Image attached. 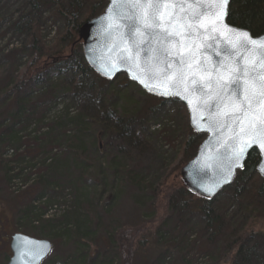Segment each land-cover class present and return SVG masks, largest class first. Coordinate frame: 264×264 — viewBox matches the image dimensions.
<instances>
[{
    "label": "trees",
    "instance_id": "trees-1",
    "mask_svg": "<svg viewBox=\"0 0 264 264\" xmlns=\"http://www.w3.org/2000/svg\"><path fill=\"white\" fill-rule=\"evenodd\" d=\"M106 4L24 0L31 19L27 46L11 50L0 64V179L9 190L16 180L32 183L24 192L4 193L15 204L22 200L15 229L50 242V255L55 243L64 242L68 264H264V179L256 173L258 153L249 152L244 169L211 202L190 195L177 170L156 178L164 169L162 158L142 162L141 155L152 152L149 124L170 100L138 91L149 101L140 109L136 94L129 93L134 84L123 75L111 82L96 75L77 40L81 25ZM44 13L61 24L48 46L40 26ZM227 23L253 37L264 34V0H230ZM24 57L29 63L19 75ZM61 100L68 106H60V114L49 120ZM69 107L76 112L70 114ZM200 137L187 126L180 168L195 155ZM12 144L23 151L7 158ZM125 196L135 210L127 225L118 212ZM53 206L62 212L48 214ZM151 251L155 257L149 263ZM56 262L54 257L45 264Z\"/></svg>",
    "mask_w": 264,
    "mask_h": 264
},
{
    "label": "water",
    "instance_id": "water-1",
    "mask_svg": "<svg viewBox=\"0 0 264 264\" xmlns=\"http://www.w3.org/2000/svg\"><path fill=\"white\" fill-rule=\"evenodd\" d=\"M111 5L112 0H107L104 10L78 29L77 40L81 44L83 59L88 68L104 80L111 82L123 75L147 95L161 100H176L184 106L190 130L194 134L203 136L193 158L179 171V178L187 192L195 198L211 202L223 189L233 183L237 172L244 169L246 158L252 150L259 155L256 173L264 179V175L261 174V169L264 168V149L257 145L251 146L242 157L243 167L236 166L233 159V145L235 144V149L239 150L241 143H247V136L252 134L249 122L258 127H264V123H261L264 119V99L257 97L259 105L253 109L255 114L242 116L243 124L225 119L223 115L224 112H227L228 116L239 115L231 111L235 105L234 97L226 98L217 107H208L216 100L214 90L218 82L227 83L228 74L225 69L235 67L237 60L241 67L254 69L251 75L257 76L256 84L264 83L262 79L264 78V57L256 51L238 48L235 42L240 38L239 33L229 35L227 29L223 27V24L229 25L227 16L230 3L227 6V15L223 18V24H218L216 30L205 31L204 28H199L202 35L192 32L191 36L187 37L181 33L184 38L177 37V39L183 47L169 45L173 52H179L186 58L183 66L184 78L181 82H177V77L174 75L175 64L167 67L156 58V53L152 49L146 53L131 51L130 37L125 28V24L130 23L127 19L130 15V5H120L116 11L109 12ZM168 7L171 8V6ZM203 7L216 9L214 4H205ZM183 8L189 12V15L193 11H198V8L193 5H183ZM174 10L177 13L181 11L179 7ZM104 17L107 18L102 19ZM211 27L208 25L209 29ZM239 30L250 34L247 30ZM132 36H135L138 41L141 39L135 32ZM250 36L253 37L251 34ZM259 37H264V34L254 38ZM248 47L254 48L250 42ZM222 48L227 51H221ZM169 60H173V57H169ZM208 81L212 82L211 85ZM241 83L243 84V81ZM173 84L185 99L176 95L159 94ZM197 87L202 88L203 91H195ZM249 91L258 93L259 88L250 86ZM242 128L244 132L241 131ZM240 136H245L244 141L239 140ZM51 249V243L46 240L15 233L10 238L11 256L6 264H41L50 255ZM36 250H43L42 254L35 256Z\"/></svg>",
    "mask_w": 264,
    "mask_h": 264
},
{
    "label": "snow or ice",
    "instance_id": "snow-or-ice-1",
    "mask_svg": "<svg viewBox=\"0 0 264 264\" xmlns=\"http://www.w3.org/2000/svg\"><path fill=\"white\" fill-rule=\"evenodd\" d=\"M229 3L230 0H112V5L108 11H116L120 5H130V15L127 17L130 23L125 24V28L130 37L131 51H144L146 53L149 49H152L156 53V58L167 67H172L173 63L175 64L174 75L177 77V82H181L184 78L183 66L186 63V58L179 52H173L169 48V45L183 47L177 37L184 38L191 36L192 32L202 35L199 28H204L205 31L216 30L218 24H223V18L227 15ZM205 4H214L216 5V9H205L203 7ZM183 5H193L198 8V11H193L189 15V12L183 8ZM168 6H171V8ZM177 7L181 9L179 13L174 10ZM117 15H119L118 12ZM197 24L199 27H195ZM208 25L212 26L211 29L208 28ZM223 27L227 29V34L229 35L239 33L240 38L235 42L238 48L256 51L264 57V37H251L249 33L232 28L227 24H223ZM133 32L141 37L139 41L135 36H132ZM181 33L184 34V37L181 36ZM249 42L254 48L248 47ZM154 44L155 47L153 48ZM221 51H227V49L222 48ZM229 55L232 54L229 53ZM169 57H173V60L170 61ZM129 58L131 59L132 57L130 56ZM225 71L228 74L227 83L218 82L217 88L214 90L216 100L208 105V107H217L226 98L234 97L235 105L231 108V111L239 115L228 116L227 112H224L223 115L225 119H231L233 122L239 121L240 124H243L244 120L241 117H247L250 114L254 115L253 109L258 107L259 99H264V83L256 84L257 76L251 75L254 69L241 67L239 60L235 62V67L226 68ZM241 81H243V84ZM141 82L143 83V81ZM208 83L211 85L212 82L208 81ZM250 86L258 87L259 92L249 91ZM195 91L201 92L203 89L197 87ZM159 94L165 96L176 95L180 96L181 99H185L184 96H181L175 84ZM225 106L227 107V105ZM249 123L252 134L247 136L248 142L241 143L239 150L235 149V144L233 145V159L238 167H243L242 157L251 146L257 145L264 149V127H258L254 123ZM261 123H264V119L261 120ZM241 131L244 132V129L242 128ZM244 139L245 136L239 137L241 142ZM261 174L264 175V168L261 169ZM42 251L36 250L34 251V255L39 256L42 254Z\"/></svg>",
    "mask_w": 264,
    "mask_h": 264
},
{
    "label": "rangeland",
    "instance_id": "rangeland-1",
    "mask_svg": "<svg viewBox=\"0 0 264 264\" xmlns=\"http://www.w3.org/2000/svg\"><path fill=\"white\" fill-rule=\"evenodd\" d=\"M107 1V0H106ZM28 8L24 6V0H0V64H2L5 60V55L11 50L20 51L27 46V28L29 23H31V19L28 18ZM33 17V16H32ZM34 19V18H32ZM19 22V25L15 27V23ZM42 35L44 36L43 42L47 45L49 43H53L56 38V34L59 31L61 24L59 22H54V20L49 16L48 13L42 14V22L40 24ZM23 30V32H21ZM48 46V45H47ZM28 58L24 57L23 60L20 61L19 67V75L24 72V68L28 65ZM129 82V81H128ZM131 83V82H129ZM134 84V83H132ZM144 93L136 84L131 87L129 90L130 94L135 96V101L140 106V109L148 107L149 101H146V93L145 96L140 95L138 92ZM158 99V98H157ZM176 100H170L169 103H164L162 106L158 107L157 117L158 119L154 123L149 124V134L150 141L152 144V152L149 154H142V162L147 160H151V156H158L162 158V163L164 164V169H162L157 175L156 178H162V175L167 176L174 173L176 170L180 171V163L183 160V150H184V142L186 139V129L188 126V116L185 117L180 110V106ZM63 103V104H61ZM66 101H58V105L54 107L51 113L48 115V119L52 120L53 116H57L60 114V106L64 108L68 106ZM181 104V103H180ZM182 105V104H181ZM183 106V105H182ZM184 107V106H183ZM70 114H74L76 110L74 108L69 107ZM185 109V108H184ZM186 111V110H185ZM186 113V112H185ZM187 114V113H186ZM47 119V120H48ZM61 121L63 118H61ZM64 128H65V124ZM189 127V126H188ZM32 126L30 130H33ZM190 129V128H189ZM197 135V134H195ZM201 136V135H197ZM98 147L102 150V156L105 155L103 153V142L98 137ZM203 140V136L197 140V142H201ZM23 151V147L20 149L12 144V147L5 152L7 158H10L15 152L21 153ZM157 159V158H156ZM34 178V177H33ZM32 178V179H33ZM171 178L168 179V181ZM31 182L20 183L19 181H13L10 185V189L5 184L3 179H0V264H6L7 259L10 257L9 251V240L11 236L15 233H20L21 230L15 229V218L18 207L22 204V200L17 198V204H15L14 197H6L5 192L9 196V192L13 191L15 194L18 192H24L27 190ZM69 191H65L67 194ZM128 192V191H126ZM128 194V193H127ZM131 195V193H129ZM68 198V197H67ZM158 198L156 206L158 210L163 208V204L159 201ZM220 200V199H219ZM219 203H223L218 201ZM62 212V208L57 206H53L49 208L48 214H59ZM119 217L120 221L123 225L129 224L131 219L134 217L135 210L133 205L129 202L128 196H125L120 205ZM14 223V224H13ZM18 224V223H17ZM16 224V226H17ZM18 227V226H17ZM21 234V233H20ZM30 237V236H29ZM34 238L35 237H31ZM37 239V238H36ZM55 242V241H53ZM54 252L48 256V258L43 262L45 264L49 259L56 257L60 262H56L55 264H68L69 263V250L68 246L62 243H55ZM185 248H188L185 246ZM52 252V250H51ZM155 257L154 252L149 253V263L153 261ZM175 263L179 261V256H176L174 259ZM135 264V263H134ZM196 264H205L203 260H199Z\"/></svg>",
    "mask_w": 264,
    "mask_h": 264
}]
</instances>
